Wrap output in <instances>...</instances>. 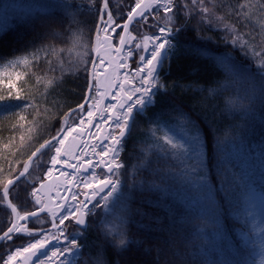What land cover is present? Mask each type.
Here are the masks:
<instances>
[{
  "label": "snow or ice",
  "instance_id": "snow-or-ice-1",
  "mask_svg": "<svg viewBox=\"0 0 264 264\" xmlns=\"http://www.w3.org/2000/svg\"><path fill=\"white\" fill-rule=\"evenodd\" d=\"M249 5L250 0H87L86 5L46 0L21 14L29 29L38 30L39 41L26 55L12 59L0 55L5 61L2 67L46 64L51 73L47 86L53 91L67 71H82L86 87L81 102L59 117V127L53 126L55 134L41 135L38 146L34 136H21L25 151L20 155L26 158L0 167V208L10 216L6 229H0V242H9L11 248L17 239L21 241L0 253V264H79L86 247L81 241L96 215L119 219L120 230L107 222L102 229L104 242L117 255L133 243L123 227L133 214L148 216L158 231L192 227L191 251L184 264H239L235 254L255 244V236L264 246V228L249 230L256 216L264 214V144L257 151L245 142L251 122L259 117L264 123V43L253 46L246 38L255 39L257 31L251 27ZM15 7L0 0L2 11ZM93 12L94 20L84 18ZM259 27L264 31V24ZM189 31L204 43L196 54L220 73L211 86L198 90L218 99L221 115L234 121L223 127L212 118L215 109L200 114L180 104L159 107L160 98L169 94L172 61L183 52L180 37ZM69 42L73 49L84 50L77 61L63 56L70 51L65 47ZM217 43L231 50L215 54L207 47ZM112 57L119 58L115 67L122 71L111 80L114 91L105 93L101 83L113 66ZM15 80L26 82L20 73ZM5 82L0 118L9 117L16 121L13 127L23 128L37 109L35 93L17 87L11 78L0 80ZM175 84L171 82V87ZM105 95L114 102L101 109ZM137 117L147 121L156 142L155 161L143 152L132 163L122 158ZM47 127L33 117L29 132ZM76 137L81 141L73 149L68 142ZM60 176L71 177L68 183L75 190L66 187L70 198L59 197L53 208L45 202L44 190H51L50 178ZM145 192L154 197L146 202L148 207L163 215L131 207L137 194ZM229 218L238 225L232 233H226ZM165 219L167 229L162 227ZM73 226L75 231L70 230ZM94 264H105L102 252Z\"/></svg>",
  "mask_w": 264,
  "mask_h": 264
},
{
  "label": "trees",
  "instance_id": "trees-1",
  "mask_svg": "<svg viewBox=\"0 0 264 264\" xmlns=\"http://www.w3.org/2000/svg\"><path fill=\"white\" fill-rule=\"evenodd\" d=\"M4 3H11L16 5L15 8L9 9L7 12L0 10V25L5 27V31L0 33V55L6 59H12L18 55H26L30 46L39 41L37 31L29 29L22 21L21 14L27 12L30 5L44 3L46 0H3ZM73 3L79 5H86L87 0H72ZM231 3H238L239 0H229ZM261 5H264V0H250L249 15L251 21V27L257 31L253 33L255 39L246 37L249 40V44L259 47L264 43V31L260 30V24H264V9H261ZM89 22L94 20V12L92 14H86L84 17ZM231 22L235 23V20ZM241 31L245 29L241 28ZM85 40H87V30L84 29ZM181 48L183 49L179 59L172 61L171 73L168 77L170 82L169 94L160 98L159 107L162 109H169L173 104H180L185 106V109H194L200 114L207 112L211 114L215 109L216 114L212 117L216 120L217 124L223 127L225 124L231 121L230 117L221 115L223 112L222 107L219 106V100L214 99L208 95V93H202L198 89L200 87H209L212 82L217 80L220 76L217 68L212 62L204 57L198 56L195 49L203 47L204 43L196 39V34L189 31L186 35L180 37ZM70 51H65L63 56L66 60L77 61L79 60V54L83 49H73L71 43L65 46ZM215 54H220L224 51H230L226 49L223 43L208 44ZM237 59H240L238 53H234ZM87 59V57H85ZM4 60H0V80L7 81L11 78L13 83L17 84V87H25L35 93V103L37 105L36 111L32 112V115L28 117V122L25 123L23 128L13 127L16 123L15 120H11L9 117L0 118V167L7 168L8 161L15 160L17 158L23 160L26 156L20 155L25 151L22 146L20 137L24 136L25 139L29 135L34 136L33 144H37V140L42 142L40 136L47 138L49 133L52 132L53 126L59 127L57 120L59 117L68 110L69 107H75L81 102L82 96L85 92L86 80L85 73L82 71H67L64 79L60 82V87L54 91L47 86V80L51 78V73L46 72V64H42L41 67H28L18 66L15 69H4L2 65ZM246 63V61H245ZM134 66V65H133ZM66 68L69 65L65 66ZM24 74V83L17 82L15 80L16 74ZM10 74V75H9ZM171 82H176L175 87H171ZM8 84L0 83V92H6ZM225 97L227 94H224ZM33 117L37 121H44L47 123V128H32L31 122ZM39 133V134H38ZM224 133L222 132L221 135ZM253 148L259 150V146L264 144V123H262L257 117L248 127L246 141ZM7 145V147H6ZM139 146V148L137 147ZM156 147V142L153 141L150 135V128L142 117H137V126L132 132V136L128 141V147L122 158L127 163H132L140 152L146 154L147 157H151L153 161L156 160L153 155V150ZM131 153V155H129ZM163 163L162 161L160 162ZM257 184L259 180L257 178ZM260 189L257 188V192ZM17 193H13L16 195ZM154 199V197L145 192L142 195L137 194L136 203L132 204L133 209L139 207L147 213L152 215H163L158 209L149 208L147 201ZM16 202V201H14ZM117 214L119 209H117ZM10 222V216L7 215V210L0 208V229H6V226ZM111 224L116 230H120L119 219L116 215L103 217L96 215L90 218V227L84 240L81 243L86 247L83 249V255L80 258L79 264H94L95 258L102 252L105 264H184L188 253L191 251V236L192 227L185 226L173 230L171 233L168 231H158L157 225L148 217L133 214L129 223L123 226L128 238L133 242L129 249L123 252L121 255H117L116 250L110 247L104 242L102 235V229L104 223ZM226 233H232L234 229L238 227L237 222L234 219H227ZM150 226L149 227H142ZM252 225H249V230H252ZM164 229L168 228V220L165 219L162 225ZM71 231H75L73 226ZM2 235V232H0ZM229 239H235L234 236H230ZM114 242H118V238H115ZM9 242H2L0 244V253L4 251H11L14 247L20 246L21 241L16 240L12 247H8ZM235 248L236 245H233ZM256 245L250 244L244 248L243 251L236 253L234 258L239 264H259L257 255L255 254Z\"/></svg>",
  "mask_w": 264,
  "mask_h": 264
},
{
  "label": "water",
  "instance_id": "water-1",
  "mask_svg": "<svg viewBox=\"0 0 264 264\" xmlns=\"http://www.w3.org/2000/svg\"><path fill=\"white\" fill-rule=\"evenodd\" d=\"M113 43H114V39H113ZM111 70L110 68L108 69V72L106 73V76H108L110 74ZM114 91V89L112 90V92ZM107 98H110L109 96ZM111 100H105V98L103 97V102L101 104V109L103 108V105L106 103H111ZM81 141L80 137H76L75 140H73L72 138L69 139V146L71 148H75L76 145H78ZM91 143H95V141L89 140V144ZM70 159V158H69ZM70 162L71 159H70ZM69 172H71V169H68ZM58 175V174H57ZM69 179H71V177H63L60 176L58 179L53 177L50 178L49 180V184L51 186V190L49 191L48 188H46L45 191V199L51 201L53 204H51L50 206H52L53 208L55 207V204L58 200L59 197L62 196H67L70 198L71 196V192L70 191H65V188H71L72 190H75V186L74 185H69L68 181ZM2 242H0L1 244Z\"/></svg>",
  "mask_w": 264,
  "mask_h": 264
},
{
  "label": "rangeland",
  "instance_id": "rangeland-1",
  "mask_svg": "<svg viewBox=\"0 0 264 264\" xmlns=\"http://www.w3.org/2000/svg\"><path fill=\"white\" fill-rule=\"evenodd\" d=\"M115 39V43H117V40L116 38L114 37ZM122 71V70H119V72ZM101 91H104V89H102V86H101ZM99 98V97H98ZM108 100H111L110 98H108ZM139 148V146H137ZM252 228L255 229L256 231H259L261 228H264V214H258L255 218V223L254 225H252ZM255 244L253 245H256V255L258 257V260H259V264H261L262 261H264V246H261L260 244V237L259 236H255Z\"/></svg>",
  "mask_w": 264,
  "mask_h": 264
},
{
  "label": "bare ground",
  "instance_id": "bare-ground-1",
  "mask_svg": "<svg viewBox=\"0 0 264 264\" xmlns=\"http://www.w3.org/2000/svg\"><path fill=\"white\" fill-rule=\"evenodd\" d=\"M105 59L107 60L108 57L106 56ZM118 57H112V60H113V66L110 68L111 72L108 76H106L107 78L105 79H102V82L104 83V88L105 90L103 92L105 93H109V92H112L113 88L110 86L111 84V80L113 79V77H118V73H119V70L120 69H117L115 67L117 61H118ZM108 95H105L104 98H107Z\"/></svg>",
  "mask_w": 264,
  "mask_h": 264
}]
</instances>
